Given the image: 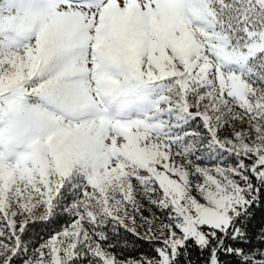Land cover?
<instances>
[{"label": "snow or ice", "instance_id": "1", "mask_svg": "<svg viewBox=\"0 0 264 264\" xmlns=\"http://www.w3.org/2000/svg\"><path fill=\"white\" fill-rule=\"evenodd\" d=\"M0 264H264V0H0Z\"/></svg>", "mask_w": 264, "mask_h": 264}]
</instances>
